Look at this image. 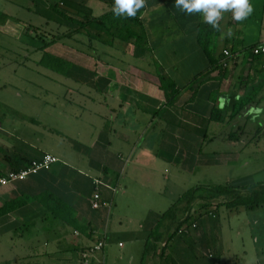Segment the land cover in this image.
Here are the masks:
<instances>
[{
  "label": "crops",
  "instance_id": "obj_1",
  "mask_svg": "<svg viewBox=\"0 0 264 264\" xmlns=\"http://www.w3.org/2000/svg\"><path fill=\"white\" fill-rule=\"evenodd\" d=\"M2 1L5 4L20 2ZM26 1L22 0L24 7L41 19L34 29L45 31V27L55 26L60 16L54 6L57 2L62 4V0ZM75 1L90 7L97 17L111 9L102 0ZM95 6L100 8L97 13ZM65 10L69 15L74 12L72 8ZM137 13L147 31L149 51L140 57L134 52L132 59L123 57V52L118 57L103 58L88 50L64 55L52 51L50 46L48 50L72 62L64 74L42 66L47 71L42 75L53 86L58 80L56 75L62 77L65 86L60 91L43 88L46 89V94L42 95L46 98L44 108H48L50 117L43 120L21 117V113L29 112L28 105L36 101V96L27 91L17 89L13 94L22 104L19 108V104L13 108L8 100L7 106L16 113L6 116V122H0V177L22 169L45 153L59 160L50 169L33 173L27 179L0 184V205L12 199L24 201L16 210L0 217V262L81 264L80 252L101 240L105 241V246L94 253L92 264H203L200 258H215L213 249H207L209 238L203 230L202 236L168 239L160 260L155 258L158 251L144 258L147 239L160 214L152 216L156 220L147 225L140 217L124 215V220L120 208L122 197L133 192L134 183L142 191L148 187L139 179L142 175L135 172L155 171L159 160L178 166L182 163L181 168L193 170L200 156L190 155L188 150L183 152L176 141L185 140L181 144L191 145L190 138L196 135L200 143L199 138L207 136L201 130L208 124H218L210 119L216 104L227 109L234 93L240 99L248 87L260 83L259 63L252 53L235 54L224 80H209L200 85L196 93L183 89L174 104H167L165 92L159 86V73L184 88L210 68L198 36L202 15L184 14L175 7V0H146L145 7ZM8 16L21 21L13 14ZM1 22L4 21H0V26H4ZM230 22H234L232 18L221 21L222 29L230 28L232 35L223 38L219 35V54L227 41L237 37L236 27L229 26ZM259 36L255 42L261 40L264 30ZM40 59L36 63L37 72L41 67ZM242 80H248L247 88L242 87ZM253 108L251 105L247 113ZM24 121H29L28 126H24ZM17 125L19 130L15 128ZM162 153L165 156H159ZM97 179L114 189L102 188L103 196L113 199L110 206H92ZM53 202L62 207L59 211H73L82 228L56 215L51 209ZM114 222L121 223L119 233H126L129 245L119 240L115 251L110 233ZM139 242H143V249L138 255ZM202 248L213 251L214 256ZM190 260L192 263H188Z\"/></svg>",
  "mask_w": 264,
  "mask_h": 264
},
{
  "label": "rangeland",
  "instance_id": "obj_2",
  "mask_svg": "<svg viewBox=\"0 0 264 264\" xmlns=\"http://www.w3.org/2000/svg\"><path fill=\"white\" fill-rule=\"evenodd\" d=\"M16 1L20 2L5 4L0 0V21H4L1 23L5 24L0 26V122L5 121L6 116L8 117L10 113H16L14 109L7 106L8 100L11 102L9 105L13 108H16L18 104L20 106L17 108L22 106L13 97L15 90H24L36 96L35 103L28 105L29 112L21 113V117L43 120L50 117L48 108H44L46 98L42 95L46 94V89L43 88L48 87L60 91L65 87L61 80L62 77L59 75H56L58 80L53 86L52 82L42 75V73L47 74L42 66L39 71L41 74L37 72L36 63L42 55L40 46L49 39L51 40L53 34L61 35L68 32V28L58 23L55 26L51 24L50 27H45L48 36L42 41L39 38L41 32L33 30L34 25H39L37 20L41 21V19L35 14L29 13L22 0ZM250 3L254 11L248 18L245 34L246 45L254 44L264 30V0H250ZM57 4L63 6L60 2ZM99 9V6H95V13ZM9 14L15 15L21 21L10 18ZM7 21H9L8 24ZM51 46L52 51L64 55H74V53L79 54L82 50H91L94 56L103 58L118 57L123 52V57L132 59L136 50L130 42L116 40L113 45H109L100 39L90 41L87 36L79 32L63 37L61 41L53 42ZM258 69L262 80L259 84H255L257 87L254 94L255 102L258 100L261 103L259 105L264 106V71L260 69V65H258ZM30 98L32 99V97ZM255 102H252L255 109H251L252 111L241 117L237 116V119L232 122L233 125L229 124V120L227 121L232 113V108L227 109L223 114L224 119L220 123L221 125L212 123L201 130V133H206L207 136L202 135L199 138L200 143L197 141L196 135L191 136V145L181 144L185 140L176 139V145H180L184 149L183 152L188 150L190 155L195 153V156H200L199 162L197 161L193 170L181 168L182 163L178 166V164L170 163L167 160H159L155 165V171L152 169L136 171L135 173L142 175L139 179L143 180L145 186L148 187H144L142 191L139 187L137 189V183H134L131 189L133 192L122 197L120 207L122 219H126L124 215L140 217L143 219L144 225H147L151 220L155 221L154 217L157 214L165 212L185 192L198 185L248 186L263 184L264 107L258 105L256 108ZM15 119L13 118V120ZM16 121L19 120L16 119ZM23 123L24 126H28L29 121ZM17 124L19 125V122ZM17 126L15 128L19 130V126ZM233 132H238L240 135L238 140L229 139V134ZM159 156H165V154L162 153ZM135 180L138 182V177ZM260 188L257 187V190H259V195L263 196L264 191H261ZM203 193L201 197L199 195L196 197L190 209H187L183 204L178 211L180 218L184 219L190 215L195 219V221L190 220L194 229L191 231L192 233L185 234L186 239L202 236V230L204 235L206 234L209 238L207 249H213L215 258H200V261L203 264H264V203L255 204V208L241 205L231 209L230 202L252 196V192L237 191L209 199H204L208 193ZM197 194H201V192L199 191ZM206 203H209L210 207L202 208V205ZM152 212L155 213L152 215ZM198 218L199 222L196 220ZM120 224V222H114L110 225V233L114 238L112 242L114 251L119 248V240L125 241L126 246H129L126 233H119L118 226ZM185 224L190 226L188 223ZM198 224L200 227L196 229ZM176 226L177 224H174L170 232L166 233L158 242L157 250L151 252L158 251L157 257H155L157 260L161 259L163 249L169 243L168 239ZM207 231L209 233H206ZM137 246L139 255L143 249V242H139ZM201 246L204 247V245ZM202 249L208 255H214L213 251ZM188 263H192V261L190 260ZM0 264L6 263L0 262Z\"/></svg>",
  "mask_w": 264,
  "mask_h": 264
},
{
  "label": "trees",
  "instance_id": "obj_3",
  "mask_svg": "<svg viewBox=\"0 0 264 264\" xmlns=\"http://www.w3.org/2000/svg\"><path fill=\"white\" fill-rule=\"evenodd\" d=\"M102 1L106 2L111 7V9L98 17L93 15L92 9L90 7H87L86 5L75 0H62V7L59 6V4H56L54 6L56 12L60 16L59 19H57L56 24H62V26L66 25V28H68V32L63 33L61 35L53 34L54 36L51 38V40L49 39V41L44 42L43 45L40 46V49L42 50V55L39 64L41 66L50 68L51 70L57 73H66V69L72 65V62L62 57L61 55L51 52L50 50H48V47H50L53 42L61 41L63 37L72 36L74 33L78 32L87 36L90 41H92L93 39H100L102 42L108 43L109 45H113L116 40L130 42L135 46V55H137L138 57H140L144 52L149 51L147 31L140 17V14L137 13L134 18H129L127 16L117 17L113 13L115 0ZM66 8H72L74 10L73 14L69 15L65 10ZM228 18H232L231 12H227L224 14V20ZM248 18L239 23L235 20H233L234 22H230L229 26H232L234 24L236 27L235 30L237 37L234 41H227L224 46L225 48L220 52V54L218 40L221 32L213 29L210 25L204 23L203 21L200 22L198 35L199 42L202 49L209 58L210 68L196 76L184 88H180L171 77L159 73V86L165 92L167 104H174L179 93L183 89L189 88L194 90V92L196 93L198 87L209 80H224L228 76L229 66L235 54H239L243 51L248 53V55L252 53L254 47L261 40L255 42L254 44H245V34L247 32L246 29L248 27ZM223 23H221V28ZM33 30L41 32V36L39 35V38H41L42 41H44L45 37L48 36L46 31H43L38 28H35ZM226 48H229L228 50L230 51L231 55L229 57H226L227 64L225 65L221 57L224 58L226 56L224 54V50H226ZM90 52L91 50H88V53ZM252 57L254 56L252 55ZM256 60L259 61L260 59L256 58ZM247 81L248 80H242V87L247 88ZM256 88L257 87L255 85L248 87L246 89V93L240 99H237L236 93L233 94L231 104L230 106H228V108H232V113L229 115V119H227V121H230L229 124L234 122V120L237 119V116L241 117L247 113V109L252 105V102H255L256 96L254 94L256 93ZM259 104L260 102L256 100L255 105L258 106ZM227 109H221L216 104L210 117L211 121L218 122V124H220L224 119L223 114ZM239 137L240 135L238 134V132H233L229 134L230 140H238ZM29 163L26 164L23 168L27 167ZM257 187H261V191H264V183L259 185L252 184L248 186L198 185L189 189L179 199H177L165 212L161 213L158 216L156 225L151 230L147 239L144 258L158 247V242L162 240L163 236L166 233L170 232L174 224H177V226L170 235L169 240L186 236L185 234H179V229L185 223H188L190 226H192L190 220L195 221V219L190 215L185 217L184 219L179 217L178 211L183 204H185V207L187 209H190L191 206L194 204V200L196 199V197H198V195L199 197H201L204 194L203 192L208 193V196H204V199H209L211 197L216 198L219 195L230 194L237 191H251L253 194L252 196L243 197L240 200H234L229 203V206L231 207V209H234L236 207L238 208L241 205H247L251 208H255V204L264 203V195H259V190H257ZM199 191L201 192V194H197ZM103 200H106L112 204L113 199H106L105 197H103ZM23 203L24 201L21 199H12L6 201L3 205H0V217L5 216L10 212L16 210ZM209 207V203L202 205V208L208 209ZM60 208L62 207L55 206L54 202L51 205L52 211L56 215L61 217L65 222L74 227L82 228V225H80L77 222L76 218L73 216V211H59ZM196 220H198L199 222V218ZM199 227L200 225L198 224L196 229ZM192 230L193 229H191V231Z\"/></svg>",
  "mask_w": 264,
  "mask_h": 264
},
{
  "label": "clouds",
  "instance_id": "obj_4",
  "mask_svg": "<svg viewBox=\"0 0 264 264\" xmlns=\"http://www.w3.org/2000/svg\"><path fill=\"white\" fill-rule=\"evenodd\" d=\"M145 4L146 0H115L113 13L117 17L134 18ZM175 7L186 15L201 14L203 22L220 31L222 38L232 35L230 28L227 31L221 28L225 13L231 12L232 19L239 23L254 11L250 0H175Z\"/></svg>",
  "mask_w": 264,
  "mask_h": 264
},
{
  "label": "built area",
  "instance_id": "obj_5",
  "mask_svg": "<svg viewBox=\"0 0 264 264\" xmlns=\"http://www.w3.org/2000/svg\"><path fill=\"white\" fill-rule=\"evenodd\" d=\"M224 54L226 55L223 58V62L226 65V57H229L231 55L230 51L228 49L224 50ZM252 55L255 58H259L260 60L259 65L261 70L264 71V36L262 37L261 41L254 47L252 51ZM235 56V55H234ZM59 159L51 154V153H45L42 158L32 160L29 165L19 171H11L7 173L6 175H3L0 177V184L1 185H6L8 183H12L17 180H24L27 179L31 174L36 173L40 170L43 169H50L51 166L56 163ZM95 186H96V191L93 197V202L92 206L94 208H101L104 206H110L111 203L103 200V194H102V188H111L114 190L110 185L104 183L102 180L97 179L95 180ZM196 227V226H195ZM191 229H194L192 226H186L183 225L178 233L179 234H187L191 232ZM105 246V241L101 240L95 245L91 246L90 248L83 249L80 254H81V264H92V258L94 256V253L96 251L102 250Z\"/></svg>",
  "mask_w": 264,
  "mask_h": 264
}]
</instances>
